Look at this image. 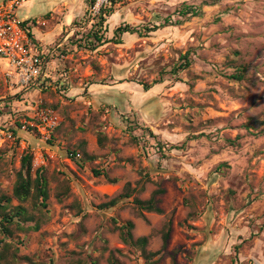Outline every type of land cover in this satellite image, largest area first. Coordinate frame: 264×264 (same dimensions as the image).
<instances>
[{
	"label": "rangeland",
	"instance_id": "1",
	"mask_svg": "<svg viewBox=\"0 0 264 264\" xmlns=\"http://www.w3.org/2000/svg\"><path fill=\"white\" fill-rule=\"evenodd\" d=\"M36 2L17 16L22 10L37 17ZM185 4L200 13L182 15ZM71 5L80 13L64 32L68 45L50 56L56 63L49 80L23 86L0 64V196L12 195L26 153L50 188L46 207L23 203L35 219L8 238L18 247L17 264H111L113 257L143 264L114 220H132L135 237L151 235L155 251L166 214H138L133 196L101 204L127 182L140 187L146 173L151 181L138 195L164 187L160 205L173 213L156 264H264V126L247 128L250 117L264 118V0H108L102 28L89 1L63 4L62 20ZM124 23L143 35L125 33L117 42L114 29ZM92 29L106 41L92 47ZM187 53L189 67L172 73ZM242 64L248 72L241 82L226 76ZM37 222L38 229L30 227Z\"/></svg>",
	"mask_w": 264,
	"mask_h": 264
},
{
	"label": "trees",
	"instance_id": "2",
	"mask_svg": "<svg viewBox=\"0 0 264 264\" xmlns=\"http://www.w3.org/2000/svg\"><path fill=\"white\" fill-rule=\"evenodd\" d=\"M95 1L96 0H91V5H93ZM112 3H114V0H111V4ZM111 10L112 9L108 8L105 5L101 6L97 21V25H99V28L103 27L104 22L106 21L105 15L110 14ZM180 13L182 15H198L200 11L197 7L191 5L188 6L185 4L183 9H181ZM162 26L163 24L155 25L152 28L148 29L156 30ZM125 33H138L139 35H143V32L137 29L136 27L128 23H124L120 24L115 29L114 36L117 38L113 39L117 42H121L122 39L120 38V36ZM87 35L89 38L88 42L92 47H96L97 45L106 41L104 33L100 32V30L92 29ZM188 55L189 54L187 53L182 56L184 61L179 64V66L173 68L172 73H178L180 69H185L189 67L191 60ZM247 72V66L245 64H242L238 66L233 72L226 74V76L231 80L241 82L246 77ZM161 81L162 80L157 79L151 84L143 83V86L146 90H148L154 84L159 83ZM261 115L262 114H258L250 117L249 122L247 123V128H257V124L264 126V118H262ZM148 131L150 135L154 136L151 130ZM261 132H264V127L261 129ZM104 139V135L100 134L99 141L101 144L104 143ZM226 141L231 145L237 144V138H226ZM157 146L158 149L161 151H164V149L166 148L165 144H163L161 141H157ZM174 147H185V143H183V145L181 146H172L168 147L167 149H171ZM84 154L86 155V158L88 160H93L96 157L95 155L89 154L86 151H84ZM32 161L33 156L31 153H26L22 156L21 167L16 173V181L13 186L12 195L3 194L0 196V234L3 235L2 237H0V264H17V262L19 261L18 247L15 245L13 239L9 240L8 238L13 237L15 232L14 230L16 227L19 230L24 229L21 222H27L35 219V216L33 214H30L29 209L24 206L23 203L32 200L33 206H35L36 209H39L41 206H47L46 200L50 196L49 180L46 174L44 173L42 167L36 169L35 173L33 172ZM225 164L226 163L224 162L220 165ZM96 173L98 172L96 171ZM149 181H151V178L149 174L146 173L141 178V180L138 181L140 187H132L131 182H127L124 186L123 192L118 197L112 198L111 200L104 202L103 204H101V207L114 206L118 203L119 199L129 198L133 196V204L135 209L138 211V214L143 216V211L154 212L158 214H166V220L159 231L163 240L162 247L159 250L155 251L149 248L151 235H141L135 237L133 232L135 224L132 220H126L122 223H118L116 220H114V230L119 232V235L125 244L136 248L141 252V255L144 259L143 264H156L161 259V253L166 248L168 240L170 239L173 225V213L171 212L167 214L163 207L160 205V196L166 192V189L164 187L158 186L146 199H143L138 195L139 193L144 191L145 184ZM67 191H69V186H66V188L61 193L57 194L58 198H60L62 195H65ZM13 199H16L19 203L17 205H11ZM185 203L188 205L189 201L185 200ZM187 217L194 218L195 211H190ZM39 226L40 225L37 222L34 226L30 227L38 229ZM110 262L111 264H116V260L114 259V257L111 259ZM84 263L85 262L83 261H77L76 264Z\"/></svg>",
	"mask_w": 264,
	"mask_h": 264
},
{
	"label": "built area",
	"instance_id": "3",
	"mask_svg": "<svg viewBox=\"0 0 264 264\" xmlns=\"http://www.w3.org/2000/svg\"><path fill=\"white\" fill-rule=\"evenodd\" d=\"M28 0H5L0 4V64L6 75L23 86L39 85L44 61L39 49L27 35L17 9ZM108 0H96L93 11L99 12Z\"/></svg>",
	"mask_w": 264,
	"mask_h": 264
},
{
	"label": "crops",
	"instance_id": "4",
	"mask_svg": "<svg viewBox=\"0 0 264 264\" xmlns=\"http://www.w3.org/2000/svg\"><path fill=\"white\" fill-rule=\"evenodd\" d=\"M3 1L5 0H0V4ZM33 1L34 0H28L27 3H32ZM68 1L75 3V0H37V4L34 5L39 15L35 18L34 14H31L29 11L24 12L21 10V15H23V17L20 19L26 28L27 35L30 37L37 49H39L44 61V69L41 76L42 79L47 78L49 80V77H51L52 74L50 68L52 64L56 63V60L51 59L50 56H52L57 49L66 45L65 43L67 39L69 40L70 33L64 34V32L72 23V19H74L73 15H78L80 13L79 8L77 9L71 5V13L66 11L67 13H65L66 15L64 16V20H62L57 13L61 6ZM88 1L91 4V0H82L83 5H85V3L88 4ZM24 5H26V2L20 7H23ZM55 17H59L60 22H56ZM38 34L43 37L44 40L39 38Z\"/></svg>",
	"mask_w": 264,
	"mask_h": 264
}]
</instances>
